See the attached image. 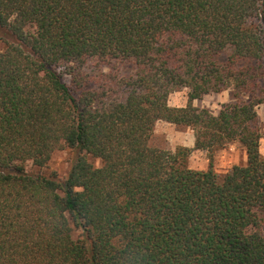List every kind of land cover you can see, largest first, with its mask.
Returning a JSON list of instances; mask_svg holds the SVG:
<instances>
[{
    "label": "trees",
    "instance_id": "trees-1",
    "mask_svg": "<svg viewBox=\"0 0 264 264\" xmlns=\"http://www.w3.org/2000/svg\"><path fill=\"white\" fill-rule=\"evenodd\" d=\"M262 104L264 0H0V264H264ZM61 149L65 177L27 170Z\"/></svg>",
    "mask_w": 264,
    "mask_h": 264
},
{
    "label": "rangeland",
    "instance_id": "rangeland-1",
    "mask_svg": "<svg viewBox=\"0 0 264 264\" xmlns=\"http://www.w3.org/2000/svg\"><path fill=\"white\" fill-rule=\"evenodd\" d=\"M232 90L226 89L219 93L205 95L201 99L194 101L197 106L209 107L214 113H218L222 105L231 100ZM170 104L181 106L188 103V89L184 88L176 91L170 96ZM261 123L264 128V105L258 107ZM151 144L166 149H175L179 145L194 147L195 135L191 128L180 127L175 124L158 121L153 133ZM261 152L264 156V137L261 140ZM71 153L68 149L56 150L49 164L44 168H39L31 162L27 163V170L33 173L42 172L45 174L56 173L59 177H65L71 166ZM96 165H101L100 159H93ZM247 162V153L239 142H234L225 148L218 149L215 152L214 167L220 173H226L234 165L245 164ZM189 166L195 169H207L210 159L206 150L193 149L189 156ZM78 231L75 232V235Z\"/></svg>",
    "mask_w": 264,
    "mask_h": 264
}]
</instances>
